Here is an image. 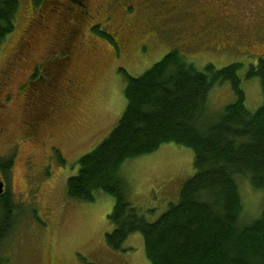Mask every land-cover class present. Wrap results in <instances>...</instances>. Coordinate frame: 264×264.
Wrapping results in <instances>:
<instances>
[{
  "label": "rangeland",
  "instance_id": "obj_1",
  "mask_svg": "<svg viewBox=\"0 0 264 264\" xmlns=\"http://www.w3.org/2000/svg\"><path fill=\"white\" fill-rule=\"evenodd\" d=\"M178 1L92 0L93 17L82 24L76 11L69 13L68 21L82 25V39L95 47L93 51L78 49L68 68L78 100L66 96V110L41 127L43 137L35 143L27 138L24 122L29 114L21 97L0 123V159L13 157L10 172L0 169V175L15 206L9 225L3 226L5 214L0 210L2 264H152L139 232L129 236L126 250L107 245L106 234L113 227L108 220L113 197L100 193L95 201H85L71 197L67 189L69 177L79 169L77 161L109 135L126 108L127 78L122 68L139 76L173 50L200 70L209 63L222 68L239 62L248 109L255 112L263 105L260 79L247 78L246 73L264 55V0H235L232 6L229 1L233 0ZM34 8L32 0H21L16 28L0 45L1 75L7 62L15 59L22 36L32 30L33 48L24 62L16 60L15 84L32 75L34 65L41 68L39 63L49 54L50 38L33 24ZM92 24H100L115 39L94 30L92 34ZM116 39L128 40L126 55L118 57ZM236 100L231 83L225 81L211 89L208 111L215 116ZM52 146L62 153L59 160L51 153ZM193 174L194 151L175 143L129 160L121 169L129 200L143 210H153L145 214L149 221L179 200L185 181ZM239 185L245 206L242 217L254 220L264 208V190L243 176Z\"/></svg>",
  "mask_w": 264,
  "mask_h": 264
},
{
  "label": "trees",
  "instance_id": "obj_2",
  "mask_svg": "<svg viewBox=\"0 0 264 264\" xmlns=\"http://www.w3.org/2000/svg\"><path fill=\"white\" fill-rule=\"evenodd\" d=\"M20 9L21 0H0V45L14 32ZM94 31L112 40L99 25ZM241 67L239 62L222 68L209 63L200 70L173 50L139 76L121 69L127 78L126 108L109 135L77 161L79 169L67 182L69 195L77 199L95 201L100 193L113 197L108 215L113 227L106 234L111 249L126 250L129 236L139 232L152 264H264V208L254 220L243 218L239 185L243 176L264 190V103L255 112L248 109ZM246 76L260 79L264 95V55ZM225 81L237 100L213 116L207 107L210 91ZM165 143L194 151V174L179 200L149 221L145 214L153 210L129 200L121 169ZM12 166L13 157L0 159L5 174ZM14 207L8 192L0 196L3 226L14 218ZM1 236L2 230L0 242Z\"/></svg>",
  "mask_w": 264,
  "mask_h": 264
},
{
  "label": "flooded vegetation",
  "instance_id": "obj_3",
  "mask_svg": "<svg viewBox=\"0 0 264 264\" xmlns=\"http://www.w3.org/2000/svg\"><path fill=\"white\" fill-rule=\"evenodd\" d=\"M178 2L182 3L181 0ZM229 2V5L232 6L231 2H235V0ZM44 3L43 8H34L37 16L34 17L33 24L49 35L50 48L48 57L46 56L39 63L41 68L38 65H34L33 74L29 75L23 83L15 84V81H13L17 72L15 64L17 61L24 62L33 48L31 44L33 33L31 32L32 30L28 29L19 41L15 51V59H10L12 61L7 62L0 75V123L4 121L5 115L9 112L15 99L21 97L23 100L22 106L29 114V117L24 122V127L27 130V138L33 143L38 140L41 141L43 137L41 127L51 123L56 113L66 110L68 104L65 99L66 96H69L70 101H75L79 98L77 93H72V87L76 90V82L72 78L67 77L68 68L77 50L82 48H88V51L95 50L94 45L90 46L82 39L83 26L80 25L84 19L93 17L94 7H92V0H44ZM73 11H76L79 16V25L68 21V15ZM98 25L100 26V24ZM98 25H91L90 32L92 34V30ZM78 26V29H74ZM111 39L114 40L115 38L111 37ZM116 41L115 50L118 53V57L126 55L123 53L128 48V40L116 39ZM87 55L88 52H86V57ZM35 84L36 87H34ZM47 151L45 150L44 153H47ZM51 153L58 160L63 156L55 146L51 147ZM1 178L5 182L4 189L5 193H7L6 180L2 175Z\"/></svg>",
  "mask_w": 264,
  "mask_h": 264
},
{
  "label": "water",
  "instance_id": "obj_4",
  "mask_svg": "<svg viewBox=\"0 0 264 264\" xmlns=\"http://www.w3.org/2000/svg\"><path fill=\"white\" fill-rule=\"evenodd\" d=\"M4 186H5V183L0 177V195L4 194Z\"/></svg>",
  "mask_w": 264,
  "mask_h": 264
}]
</instances>
